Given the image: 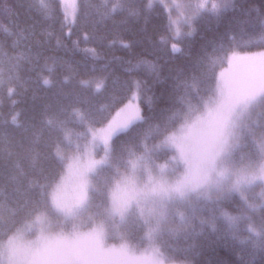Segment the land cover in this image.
Wrapping results in <instances>:
<instances>
[{
	"label": "trees",
	"instance_id": "trees-1",
	"mask_svg": "<svg viewBox=\"0 0 264 264\" xmlns=\"http://www.w3.org/2000/svg\"><path fill=\"white\" fill-rule=\"evenodd\" d=\"M199 1L202 0H171L168 3L194 7ZM26 2L34 5L37 11L42 9V0ZM20 3L21 0H0V134H4L0 135V153H13L11 160H19L26 173L14 182L9 169H0V188L5 190L0 197L3 200L0 216L5 218L0 229L7 232V236H0L3 242L40 214L53 220L59 217L50 193L66 171L67 159L56 155L57 147L68 154L81 152L88 130L111 121L134 94H138L137 82L146 80L152 85L148 95L155 98V103L149 111L139 100L145 122H136L112 139L110 163L94 175L91 210L105 222L109 221L107 225H116V217L108 218L112 188L130 170L132 162L141 156L149 157L151 163L168 162L179 150L173 152L174 148H159L158 145L183 124L196 123V118L206 114L214 103L223 82L239 77L243 71L239 66L253 63L240 60L229 65L230 54L240 52L256 56L254 54L264 53V0H231L230 6L219 14L212 11V5L222 4L223 0H207V5L200 9L202 19L198 17L199 22L192 21L191 27L185 22L182 28L174 23V8L164 1L78 0L77 22L70 27L61 0H43V4L54 3L56 7L55 20L49 27V32L54 33L52 44L65 47L49 45L51 50L46 54L49 58L40 62L42 68L46 64V69L37 72L35 66L18 60L14 50V11ZM82 4L87 5L84 16L81 15ZM194 9L197 11L196 6ZM192 15L187 14L186 18ZM193 29H198V34L175 38L176 31L185 34ZM161 37L167 48L176 45L185 51L183 55L175 53L160 59L163 71L156 83L137 61L154 62L152 53L160 46L157 41ZM133 41L135 47H125ZM190 56L201 58L195 73L191 69ZM132 65L137 66L133 68ZM37 76L40 77L38 82ZM192 76H195L192 88L174 86V81L193 83ZM44 78L50 81L48 85L43 83ZM13 117H16L15 123ZM49 119L54 121L51 126L46 123ZM30 122L35 124V129L27 135L24 145L17 148L16 142L23 131L21 126ZM208 122L197 128L199 137H205ZM70 134L76 139L75 144L69 145ZM35 136L39 137L38 143ZM262 137L264 95L259 96L243 116L231 147L233 162L238 166L245 162H261L253 140ZM237 140L244 147L237 149ZM33 150L39 152L35 169L32 167ZM14 171L19 176V169ZM33 178L42 183L47 181L49 195L40 197L38 189L29 188L28 181ZM253 193L252 189L249 200L255 202ZM215 196L206 207L195 210L188 224L182 222L179 226L164 227L154 242L148 236L152 226L133 218L121 228L122 238L138 250L162 255L169 264H262L261 238L249 231V221H241L234 236L231 230L218 234L210 228L201 229V221L213 215L214 202L229 195L218 199ZM241 203L239 196L234 194L225 203L224 210L234 215V208ZM13 208L21 216L30 210L15 228L9 221ZM174 222L177 223L176 218ZM222 224V220L217 221L218 227Z\"/></svg>",
	"mask_w": 264,
	"mask_h": 264
},
{
	"label": "rangeland",
	"instance_id": "rangeland-1",
	"mask_svg": "<svg viewBox=\"0 0 264 264\" xmlns=\"http://www.w3.org/2000/svg\"><path fill=\"white\" fill-rule=\"evenodd\" d=\"M159 1L168 3L171 0ZM61 2L71 27L76 19L78 0ZM197 5L206 6L207 0L199 1ZM168 6L175 10L177 28L184 26L187 14L196 12L195 6L173 3H168ZM235 54L253 56L240 52ZM238 68H243L242 74L223 82L206 114L197 117L196 123L183 124L167 138L168 141L166 139L158 145L159 148L169 147L174 148L173 152H179H175L168 162L158 164L151 163L149 157H138L132 162L130 170L116 181L108 211L111 215L108 218L118 219L116 225H107L109 221L105 222L95 210H91L94 175L110 163L111 142L105 147L99 140H93L89 130L98 132L108 123L88 130L81 152L68 154L62 149V156L67 159L66 171L56 184L61 189L56 204L52 202L59 217L53 220L46 214H40V220L37 216L10 236L15 237L21 260L26 264H169L162 255L130 246L122 238L121 228L132 218L148 223L152 226L148 236L154 242L164 227L179 226L182 222L188 224L195 210L211 203L215 195L217 199L224 194L229 195L241 170L254 169L261 163L245 162L238 166L231 155L232 143L245 112L258 99L257 93L264 91V66L251 63ZM133 97L129 102L139 103ZM203 119L206 120L204 123L208 119L210 121L205 137L201 138L196 131L204 124L197 125ZM75 141L70 134L69 145L75 144ZM221 173L224 175L221 176ZM252 189L255 202H248L258 205L264 184L253 185L246 190L245 196L249 198ZM248 215L249 225L260 227L262 214L259 208L249 211Z\"/></svg>",
	"mask_w": 264,
	"mask_h": 264
},
{
	"label": "snow or ice",
	"instance_id": "snow-or-ice-1",
	"mask_svg": "<svg viewBox=\"0 0 264 264\" xmlns=\"http://www.w3.org/2000/svg\"><path fill=\"white\" fill-rule=\"evenodd\" d=\"M231 0H223L222 4H213L212 11L214 13H222L225 9L230 6ZM205 6L197 5V11L193 13L191 18H186V23L189 27H191L192 21H197L198 17L202 19L200 16V9ZM87 5H81V15H85V10ZM14 15L16 17V21H14L12 37L15 44V51L17 52V59L22 61L24 64H30L35 66L37 72L46 69V64L43 68L40 65L41 60H46L47 53L51 50L49 45H52L53 48H64L63 44H52L54 39V33L49 32V27L52 26V21L55 20L56 17V7L54 3L43 4L42 0V9L37 11L34 5L31 3H27L26 0H21V3L18 5V10L14 11ZM132 15L135 16V10H133ZM86 23L88 22V18L85 17ZM77 21L73 20L72 23L75 24ZM61 27H64L63 20L59 21ZM117 25H114L116 27ZM118 26L124 27L123 24H119ZM194 34H198V29H193V31L181 34L179 31H176L175 38H179L181 35L185 37H192ZM225 39L227 37L225 36ZM157 44L159 47L155 48V51L152 53L154 57V62H150L147 60L140 59L137 61V65L143 66V68L151 74V77L155 79L156 83H159L160 73L163 71V65L160 63V59L164 56L171 57L175 53H180L183 55L184 49L177 47L176 45H172L171 48H167L165 46L164 38L161 37ZM136 46V42L126 45L127 48H132ZM191 61V69L195 73L198 70V65L201 63L200 57H189ZM247 60L251 61L257 66H264V53H261L257 56H239L233 54L229 60V63L232 65L236 61ZM137 65H132L135 68ZM19 67V65H17ZM40 77L37 76V82ZM193 83H178L174 81V86H178L181 89H190L194 86L195 76L191 77ZM43 83L48 85L50 81L47 78L43 79ZM99 87V85H98ZM152 85L149 81H139L137 82L138 95H135L133 98L142 101L145 104V107L151 111V106L155 103V98L153 96H149L148 93L151 91ZM264 95V92H258L257 96ZM116 117H119L117 119ZM110 122H108L106 128L100 129L98 132L89 130V134L92 136L93 140H99L101 144L107 147L112 139L119 133L125 132L130 129L133 125L138 121L145 122L146 117L142 115V109L139 106V103L133 104L129 102L124 108H121L117 114ZM13 122L15 123L16 117H13ZM83 119V117H82ZM48 125H53L54 121L49 119L46 121ZM23 131L19 134L20 139L16 142V147L20 148L24 145L27 140V135L35 129V124L28 123L27 125L21 126ZM4 135V134H0ZM35 142H39V137L35 136ZM253 144L256 145V153L259 155L261 159V163L254 169L248 170L244 169L237 175L236 181L232 186L231 192L229 196L218 199L214 202L215 206L212 209L213 215L209 220L201 221V229H211L212 232L223 234L229 230H231V234L235 235V230L241 221H246L250 217L248 215L249 211L254 212L257 208H259L261 212L260 217V228L257 230L256 228L249 225V231L254 232L257 236L261 238L259 247L261 249V260L262 264H264V192L259 194L260 203L258 205L249 203V198L245 196L246 190L251 188L253 185L260 183L264 184V137L260 138L258 141L256 139L253 140ZM235 147L237 149L244 147L241 145L240 141H236ZM13 153L6 152L0 153V169H9L11 172V180L18 181L19 177H23L26 175L24 172L19 160H15L14 162L11 160ZM56 155L62 157V153L57 147ZM39 160V152L34 151L32 153V167L35 169L37 162ZM14 169H19V176L15 173ZM224 174L221 173V176ZM28 186L30 189H38V196L43 197L45 195H49L46 189L48 187L47 181L42 183L38 179H30L28 181ZM60 186L56 185L51 191L50 195L52 198V202L55 205L58 194L60 193ZM4 189L0 188V197L4 196ZM234 194H238L242 201L241 204H238L234 208L235 215L229 213L224 210V205ZM3 200H0L2 203ZM38 202V201H37ZM26 204L28 201L25 202ZM58 206V205H57ZM29 211H26L23 216H21L15 208L12 209L9 221L11 223V227L15 228L18 223L23 222L24 218L29 214ZM41 217H37V220H40ZM223 221L224 224L221 226H217V221ZM5 218L0 216V223H4ZM226 225V227H225ZM0 236H7V232L0 229ZM197 234L196 232L194 235ZM0 264H26L25 261H22L15 245V237H8L7 242L4 243L3 240H0Z\"/></svg>",
	"mask_w": 264,
	"mask_h": 264
}]
</instances>
